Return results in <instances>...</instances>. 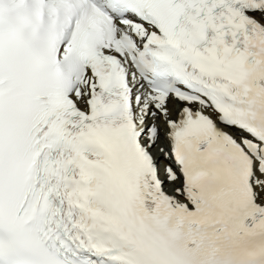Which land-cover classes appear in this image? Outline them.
<instances>
[{
  "label": "snow or ice",
  "instance_id": "obj_1",
  "mask_svg": "<svg viewBox=\"0 0 264 264\" xmlns=\"http://www.w3.org/2000/svg\"><path fill=\"white\" fill-rule=\"evenodd\" d=\"M0 264H264V0H0Z\"/></svg>",
  "mask_w": 264,
  "mask_h": 264
}]
</instances>
